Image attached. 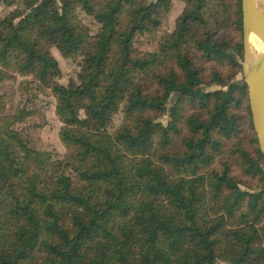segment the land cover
Listing matches in <instances>:
<instances>
[{"label":"trees","instance_id":"16d2710c","mask_svg":"<svg viewBox=\"0 0 264 264\" xmlns=\"http://www.w3.org/2000/svg\"><path fill=\"white\" fill-rule=\"evenodd\" d=\"M172 1L20 0L0 19V82L30 77L32 92L12 114L0 93V264H264V156L247 86L230 78L242 38L218 36L242 35L241 1L182 0L158 48H137ZM52 48L81 58L76 80L58 81ZM44 90L62 155L20 125Z\"/></svg>","mask_w":264,"mask_h":264},{"label":"rangeland","instance_id":"374dc122","mask_svg":"<svg viewBox=\"0 0 264 264\" xmlns=\"http://www.w3.org/2000/svg\"><path fill=\"white\" fill-rule=\"evenodd\" d=\"M20 0H8L6 3H0V19L11 9L19 5ZM184 1L173 0L171 9L165 18L160 29L154 33H145L137 37L135 40V46L144 51H153L158 48L159 37L164 32H171L175 26V19L181 13L184 8ZM78 17L85 24L90 31L93 33L98 27V23L91 18L89 15L81 10H78ZM218 36L228 38L232 44L237 43L242 38V35L234 27H228L222 29ZM52 53L58 60L62 75L59 78V82L66 84L69 79H77V74L81 66V58H64L62 57L55 48H52ZM237 62L240 64V68L234 69V74L230 76L232 70H230L226 65L215 64V67L220 72L223 80H227L230 76L231 81L239 82L243 80L242 74V63L244 62L243 51L241 54L236 55ZM204 70L206 72L204 79L209 80V70L212 67V63L204 62ZM25 80H30V77H16L15 80H6L0 82V93L5 95L6 98V108L5 112L7 114H12L16 111L17 107L22 101L32 97V92L26 91L24 89ZM244 81V80H243ZM227 85H214L211 89H217L221 87L226 88ZM29 107L34 109V114L26 119L25 122L21 123V127L24 128L27 138L30 140L31 144L40 149H53L58 154L62 155L65 152L63 145L58 138V131L61 123L57 119L54 113L55 99L49 90H44L37 93V98L27 102ZM167 116L162 117V121L166 122ZM121 121V114H116L113 117L111 128L116 127ZM34 123L43 124L40 127L33 126ZM235 173L238 175L239 180H241L243 186H247L254 190V187L259 183L256 179L250 178L248 175L243 174L238 169Z\"/></svg>","mask_w":264,"mask_h":264},{"label":"water","instance_id":"95a60500","mask_svg":"<svg viewBox=\"0 0 264 264\" xmlns=\"http://www.w3.org/2000/svg\"><path fill=\"white\" fill-rule=\"evenodd\" d=\"M240 1L244 54L242 74L247 86L249 108L258 147L264 156V1ZM252 33L262 42V48L256 54H253L250 46L249 38Z\"/></svg>","mask_w":264,"mask_h":264},{"label":"bare ground","instance_id":"6f19581e","mask_svg":"<svg viewBox=\"0 0 264 264\" xmlns=\"http://www.w3.org/2000/svg\"><path fill=\"white\" fill-rule=\"evenodd\" d=\"M264 1V0H263ZM250 46L251 50L253 51V54H256L261 48H262V42L261 40L255 35L251 34L250 35Z\"/></svg>","mask_w":264,"mask_h":264}]
</instances>
